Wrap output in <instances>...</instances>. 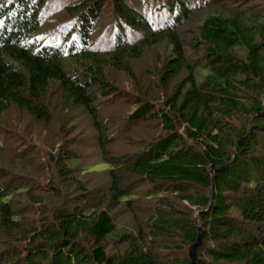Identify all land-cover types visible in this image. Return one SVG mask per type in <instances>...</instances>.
Masks as SVG:
<instances>
[{
  "label": "trees",
  "instance_id": "1",
  "mask_svg": "<svg viewBox=\"0 0 264 264\" xmlns=\"http://www.w3.org/2000/svg\"><path fill=\"white\" fill-rule=\"evenodd\" d=\"M211 1L113 0L117 24L100 50L93 34L106 0H0V133L14 107L50 123L48 97L58 89L66 110L91 115L109 165L102 185L74 180L60 161L75 186L64 197L52 183L12 178L0 140V264H191L195 206L203 230L194 264H264V4L236 0L247 6L207 14L191 43L205 60L197 69L179 27ZM160 44L164 104L138 99L127 118L156 123L155 132L116 156L96 106L116 94L106 69L135 77L131 60ZM125 211L132 226L120 221Z\"/></svg>",
  "mask_w": 264,
  "mask_h": 264
},
{
  "label": "rangeland",
  "instance_id": "2",
  "mask_svg": "<svg viewBox=\"0 0 264 264\" xmlns=\"http://www.w3.org/2000/svg\"><path fill=\"white\" fill-rule=\"evenodd\" d=\"M66 1L71 3L79 0ZM260 1L264 4V0ZM126 2L133 7H139L140 4L139 0H126ZM114 4L113 0H106L100 17V27L98 26L99 29L97 28L93 34L96 49L103 50L111 44L110 35L113 36L112 29L117 24L115 23ZM246 6L245 3L239 4V1L236 0L232 2L213 0L208 7L193 8L192 11H189L188 18L179 27V33L195 68L200 69L206 66L203 54H197L191 43L194 37L198 36L199 26L207 14L215 12L217 7L233 11L244 9ZM164 14L163 12L155 16L158 20L156 25L162 24V22L164 24ZM169 16L171 17L172 14ZM58 17L64 16L59 14ZM123 32L127 33V31ZM138 32L137 34L141 36L147 35L145 32ZM97 37L101 40H98ZM165 48L164 44H160L147 50L142 56L132 59L131 66L135 77H132L124 69L110 67L106 69L107 79L115 86L116 94L106 97L100 96L96 106L100 121L104 125L106 124L108 133H114L111 135L113 137L110 138V149L111 153L116 156L121 157L128 151L138 150L142 141L150 138L149 136L155 132L156 123L152 124L148 121L139 120L128 125L127 118L136 107L138 99L156 98V104L159 106L164 104V89L158 86L159 77L157 74L164 62ZM141 94L145 97H141ZM48 102L52 118L50 123H38L28 113L21 112L16 107L10 108L9 112L2 118L1 125L7 132L2 131L0 133V140L4 141L5 144L6 161H12L9 167L12 171V178L16 179L17 176H22L24 181L32 182L35 180L39 185L38 187L41 188L52 183L56 188L62 187L64 197H66L70 193H75V186L64 180L61 171L62 166L59 165V162L64 160L72 172L74 180L81 178L90 183L96 181L103 185L104 176H107L104 170L109 165L103 160L102 149L98 143L99 134L93 118L82 107L66 110L61 101V92L58 89L50 91ZM65 150L66 153L71 151L75 155L74 158L65 160L62 154ZM20 200L23 204H27L22 198ZM146 202L150 201L143 202V206L148 205ZM146 210V213L149 214V210ZM124 213L125 215L120 218V221L132 226V214L127 211ZM146 213L142 214L141 219L147 218ZM133 231L136 232V230Z\"/></svg>",
  "mask_w": 264,
  "mask_h": 264
},
{
  "label": "water",
  "instance_id": "3",
  "mask_svg": "<svg viewBox=\"0 0 264 264\" xmlns=\"http://www.w3.org/2000/svg\"><path fill=\"white\" fill-rule=\"evenodd\" d=\"M200 210H201V207H199V206H195L194 207V211H195L194 212L195 225H196L197 228H199L200 234H199L197 242H195L192 245L191 250H190V254H191V257H192V260H193L191 264H194L195 261H196L195 259H196V255H197V247L200 245L199 243H200V240L202 238V230L203 229L201 228V226L199 224V221H198V215L200 213Z\"/></svg>",
  "mask_w": 264,
  "mask_h": 264
}]
</instances>
